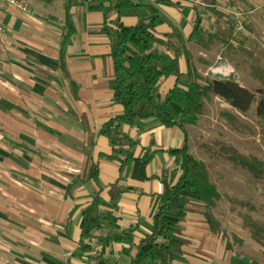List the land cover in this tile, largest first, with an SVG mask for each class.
Wrapping results in <instances>:
<instances>
[{"label": "crops", "instance_id": "1", "mask_svg": "<svg viewBox=\"0 0 264 264\" xmlns=\"http://www.w3.org/2000/svg\"><path fill=\"white\" fill-rule=\"evenodd\" d=\"M130 1L151 4L167 19L157 28L159 35L171 28L188 35L197 17L203 26L209 9L240 14L248 30L243 26L245 36L238 32L239 41L235 37L233 44L238 47L243 41L244 47L264 61V0ZM26 2L29 12L0 6L5 32L14 40L12 48L0 44V264H93L87 259L98 255L101 247L93 242V251L80 253L79 238L82 211L98 191L103 203L114 207L117 225L134 230L133 255L151 232L163 191L161 174L173 168L170 151L182 148L183 133L157 121L123 125L122 133L136 143L134 158L145 152L154 154L143 172L133 168V161L123 167L111 161L112 148L101 129L110 120L123 117V108L114 102L113 65L102 31L103 14L90 12L77 0ZM148 15L141 8L137 16L122 18V23L134 26ZM107 17L108 25L114 15ZM69 32L71 39L63 44ZM217 44L210 51L194 43H187L186 49L209 62L213 48L221 46ZM232 55L247 65L245 58ZM215 64L195 67L200 73L198 66ZM181 69L184 71L182 63ZM201 75L215 79L208 69ZM175 84L172 77L163 80L161 92ZM178 85L187 88L188 82L179 80ZM191 127L195 126L186 127L188 146L195 156ZM87 156L98 168V176L96 181L80 183ZM179 228L187 244L182 258L173 264H251V256L227 249L228 237L213 236L202 216L188 214ZM127 248V242L110 245L104 258L108 264H129L122 254Z\"/></svg>", "mask_w": 264, "mask_h": 264}, {"label": "trees", "instance_id": "2", "mask_svg": "<svg viewBox=\"0 0 264 264\" xmlns=\"http://www.w3.org/2000/svg\"><path fill=\"white\" fill-rule=\"evenodd\" d=\"M87 6L90 12L101 13L105 19L102 31L110 47L114 102L123 108V117L110 120L101 129V134L107 137L112 148L110 160L119 163L121 167L133 161V168L143 172L153 157L154 153L145 152L134 158L132 150L136 143L122 133L123 125L133 126L137 122L157 121L165 128L176 127L181 130L184 144L181 149L170 151L174 157L173 168L164 170L161 174L163 191L153 213L151 232L135 247V253L131 255L134 230H123L117 225L114 207L103 203L100 191L82 211L79 252L90 253L93 251L92 243L95 242L101 247V251L94 258H88V262L108 264L104 258L105 248L127 242L129 248L123 249L122 254L128 257L129 264H173L182 258L183 247L187 244L179 226L188 214L202 216L213 236L226 238L221 223L214 215V209L225 200L228 203L233 199V204H244L243 201L220 193L211 181V174H218L221 178L224 173L241 172L246 173L253 182L264 183V160L247 154L244 148H237L219 137H210L199 146V150L206 153L207 161L191 154L186 127L198 125L199 120L208 112L207 104L214 97L235 111V114L219 113V119L233 133L241 137L254 136L241 119L251 110L254 95L238 83L235 77L227 80L203 77L195 65L209 66V63L202 57H193L186 49V44L194 43L202 50L210 51L218 43L225 47L226 53L238 54L247 60L249 76L260 86L259 102L255 107V124L259 128L263 145L264 67L244 47L243 41L238 44V48L232 47L231 42L236 40L234 32L237 25L232 14L209 9L208 12L217 20L208 31L203 29L202 20L197 17L192 30L186 36L173 28L171 32L159 35L157 28L165 24L167 19L151 4H133L130 0H94ZM141 8L148 10L147 18L141 19L134 26L122 23V18L137 16ZM109 13L114 15V19L109 20L107 25ZM66 24H69L68 9ZM243 26L248 30V24L243 23ZM70 39L69 32L64 36L63 44ZM60 63L61 68H64L62 57ZM170 77L176 80V84L166 93H162V81ZM179 80L187 81L188 87L178 85ZM97 176L98 168L87 156L78 180L80 183H88L96 181ZM238 217L242 229L249 234V240L264 249V224L254 221L246 214H239ZM231 238L233 243L243 244L237 236L231 235ZM233 243L228 241L229 251L233 250ZM251 264H257L255 259H251Z\"/></svg>", "mask_w": 264, "mask_h": 264}, {"label": "rangeland", "instance_id": "3", "mask_svg": "<svg viewBox=\"0 0 264 264\" xmlns=\"http://www.w3.org/2000/svg\"><path fill=\"white\" fill-rule=\"evenodd\" d=\"M215 20H217V18L214 15L206 13L202 26L203 29L208 31ZM242 33L243 34L240 36L244 37V31ZM234 36L237 37L238 40V33L236 31L234 32ZM234 41L231 42L232 47L238 48L237 45L234 46ZM217 57H219V60H217ZM207 58L209 64L216 63L215 65H219L218 62L225 61V64L229 63L233 66L232 69H234V71L230 70V74L225 77L215 75L214 67L208 68L198 66L201 74L206 75V70L208 69V73L217 80H227L235 77L238 83L254 95V102L251 110L245 116L241 117L253 132L254 136L241 137L240 135L233 133L228 125L219 119V113L230 112L235 114V111L223 101L212 99V101L207 104V114L199 120L197 126L191 127V148L193 154L196 158L207 161L206 153L200 151L199 146L203 141L210 137H219L237 148H244L247 154H252L257 158L264 160L263 140L259 135V128L255 124V107L259 102L260 86L249 77L246 62L237 58L235 55L226 54L225 47L219 45L215 46L212 53L209 54ZM260 62L264 67V61ZM210 178L220 193L236 200L238 199L237 201L244 202V204L241 205L239 203L233 204V199L228 203L225 200V202H222L223 204H220V202L216 207V215L219 219L217 220L221 223L225 234H227L228 241L233 243L234 241L232 240L231 235L237 236L243 241V244L237 245L233 243L234 248H236L238 252L251 256L250 260L252 258L255 259L257 264H264V249H261L249 240V234L246 230L242 229L241 220L238 217L239 214H246L254 221L264 224V183L253 182L246 173L241 172L224 173L221 175V178L218 177V174L213 173Z\"/></svg>", "mask_w": 264, "mask_h": 264}, {"label": "built area", "instance_id": "4", "mask_svg": "<svg viewBox=\"0 0 264 264\" xmlns=\"http://www.w3.org/2000/svg\"><path fill=\"white\" fill-rule=\"evenodd\" d=\"M77 1L81 4L88 5L92 3L94 0H77ZM0 6H6L7 8L16 9L21 12L30 11L29 5L27 4L26 0H0ZM232 15L237 22L235 31L237 33L243 31V16H241L240 14H232ZM0 44L5 48H12V46L14 45V40L11 36H9L5 32L1 19H0Z\"/></svg>", "mask_w": 264, "mask_h": 264}, {"label": "clouds", "instance_id": "5", "mask_svg": "<svg viewBox=\"0 0 264 264\" xmlns=\"http://www.w3.org/2000/svg\"><path fill=\"white\" fill-rule=\"evenodd\" d=\"M213 67H214L215 75H221L225 77L230 74V70L234 71V69L231 68V65H228V64H219Z\"/></svg>", "mask_w": 264, "mask_h": 264}]
</instances>
